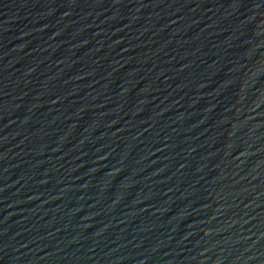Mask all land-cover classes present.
I'll list each match as a JSON object with an SVG mask.
<instances>
[{"label": "water", "instance_id": "1", "mask_svg": "<svg viewBox=\"0 0 264 264\" xmlns=\"http://www.w3.org/2000/svg\"><path fill=\"white\" fill-rule=\"evenodd\" d=\"M0 264H264V0H52L0 60Z\"/></svg>", "mask_w": 264, "mask_h": 264}]
</instances>
